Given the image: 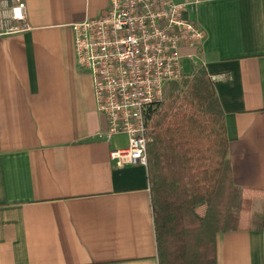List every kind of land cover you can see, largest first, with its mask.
Here are the masks:
<instances>
[{
	"label": "crops",
	"instance_id": "crops-1",
	"mask_svg": "<svg viewBox=\"0 0 264 264\" xmlns=\"http://www.w3.org/2000/svg\"><path fill=\"white\" fill-rule=\"evenodd\" d=\"M1 1V0H0ZM29 29L0 30V264H158L147 167H117L72 25L108 0H7ZM224 113L238 187L264 189V0H174ZM216 264H264V232L216 236Z\"/></svg>",
	"mask_w": 264,
	"mask_h": 264
},
{
	"label": "trees",
	"instance_id": "trees-1",
	"mask_svg": "<svg viewBox=\"0 0 264 264\" xmlns=\"http://www.w3.org/2000/svg\"><path fill=\"white\" fill-rule=\"evenodd\" d=\"M158 264H216V236L264 232V189L233 184L224 113L203 68L164 86L147 113Z\"/></svg>",
	"mask_w": 264,
	"mask_h": 264
},
{
	"label": "built area",
	"instance_id": "built-area-1",
	"mask_svg": "<svg viewBox=\"0 0 264 264\" xmlns=\"http://www.w3.org/2000/svg\"><path fill=\"white\" fill-rule=\"evenodd\" d=\"M184 10L174 0H108L102 15L71 26L77 63L92 77L104 121L100 136L127 137L126 147L109 151L117 167H147L149 108L162 101L167 83L203 68L198 49L205 32ZM26 29L25 3L1 0V33Z\"/></svg>",
	"mask_w": 264,
	"mask_h": 264
},
{
	"label": "rangeland",
	"instance_id": "rangeland-1",
	"mask_svg": "<svg viewBox=\"0 0 264 264\" xmlns=\"http://www.w3.org/2000/svg\"><path fill=\"white\" fill-rule=\"evenodd\" d=\"M73 41H74V39H73ZM75 50V49H74ZM188 69V64H187V62H185V69Z\"/></svg>",
	"mask_w": 264,
	"mask_h": 264
}]
</instances>
